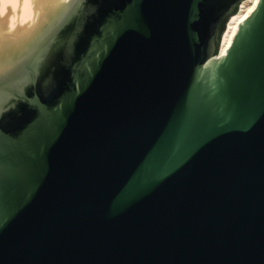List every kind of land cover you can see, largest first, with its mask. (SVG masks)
Returning a JSON list of instances; mask_svg holds the SVG:
<instances>
[{"label":"water","instance_id":"95a60500","mask_svg":"<svg viewBox=\"0 0 264 264\" xmlns=\"http://www.w3.org/2000/svg\"><path fill=\"white\" fill-rule=\"evenodd\" d=\"M58 1L0 17V264H264V0L217 60L242 0Z\"/></svg>","mask_w":264,"mask_h":264},{"label":"bare ground","instance_id":"6f19581e","mask_svg":"<svg viewBox=\"0 0 264 264\" xmlns=\"http://www.w3.org/2000/svg\"><path fill=\"white\" fill-rule=\"evenodd\" d=\"M64 0H59L58 5ZM260 0H242L237 11L229 16L226 27L221 34L220 44L215 59L226 55L233 39L239 29V24L246 21L258 6ZM8 7L11 8L7 27L10 31L23 30L36 22L40 14V8L34 11V0H0V17L7 14ZM252 9V11H249Z\"/></svg>","mask_w":264,"mask_h":264},{"label":"trees","instance_id":"16d2710c","mask_svg":"<svg viewBox=\"0 0 264 264\" xmlns=\"http://www.w3.org/2000/svg\"><path fill=\"white\" fill-rule=\"evenodd\" d=\"M225 24H226V23L224 22L223 25H222V31H223V28H224Z\"/></svg>","mask_w":264,"mask_h":264},{"label":"snow or ice","instance_id":"6c2138e0","mask_svg":"<svg viewBox=\"0 0 264 264\" xmlns=\"http://www.w3.org/2000/svg\"><path fill=\"white\" fill-rule=\"evenodd\" d=\"M249 11H252V9H249Z\"/></svg>","mask_w":264,"mask_h":264},{"label":"rangeland","instance_id":"374dc122","mask_svg":"<svg viewBox=\"0 0 264 264\" xmlns=\"http://www.w3.org/2000/svg\"><path fill=\"white\" fill-rule=\"evenodd\" d=\"M219 49V48H218Z\"/></svg>","mask_w":264,"mask_h":264}]
</instances>
